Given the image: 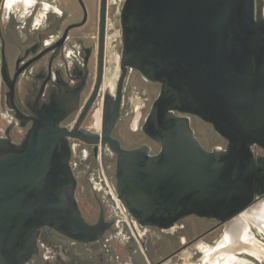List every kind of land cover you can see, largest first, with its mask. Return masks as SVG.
Masks as SVG:
<instances>
[{
	"label": "water",
	"instance_id": "water-1",
	"mask_svg": "<svg viewBox=\"0 0 264 264\" xmlns=\"http://www.w3.org/2000/svg\"><path fill=\"white\" fill-rule=\"evenodd\" d=\"M105 4L96 83L82 114L102 78ZM119 26L122 73L99 137L66 130L61 112L45 107L19 143L0 139V264L38 255L42 233L88 243L108 228L102 213L94 224L81 214L68 137L108 144L117 156L116 198L140 226L169 229L190 215L227 225L264 200V154L256 152H264V0H124ZM127 67L159 84L141 125L160 145L153 154L109 137ZM189 116L211 125L224 146L204 147ZM256 222L264 226V217Z\"/></svg>",
	"mask_w": 264,
	"mask_h": 264
},
{
	"label": "flooded vegetation",
	"instance_id": "flooded-vegetation-1",
	"mask_svg": "<svg viewBox=\"0 0 264 264\" xmlns=\"http://www.w3.org/2000/svg\"><path fill=\"white\" fill-rule=\"evenodd\" d=\"M123 1L106 0L102 78L97 94L82 114L97 78L101 0H0V139L19 143L35 112L45 107L61 112L59 125L66 130L75 128L79 133L101 135L103 106L112 111L122 73L121 38L116 49L111 35L115 26L111 27L109 14L117 13L119 21ZM158 92V83L144 80L127 67L118 117L109 133L122 149L146 144L151 154L159 150L160 145L141 131ZM189 118L192 129L195 122L211 127L195 116ZM123 121L129 134L139 140L137 143L124 144L118 134ZM218 138L220 143L211 148L224 146L225 141ZM68 141L81 214L87 223L94 224L102 213L109 226L101 237L88 243L56 240L42 233L39 254L25 264H170L176 258L182 262L174 264H202L185 263L181 254L197 244V252L190 258L200 261L198 245L213 247L224 236L225 224L194 215L178 220L169 229L140 226L116 198L117 156L108 144L102 147L100 138L93 144L71 137ZM256 152L264 154L258 147ZM187 219L196 221L193 225ZM219 231L222 233L217 235ZM250 232L263 244L264 235L254 228ZM170 242L173 247L167 249L165 245ZM233 256L253 264L264 263L240 250Z\"/></svg>",
	"mask_w": 264,
	"mask_h": 264
},
{
	"label": "bare ground",
	"instance_id": "bare-ground-1",
	"mask_svg": "<svg viewBox=\"0 0 264 264\" xmlns=\"http://www.w3.org/2000/svg\"><path fill=\"white\" fill-rule=\"evenodd\" d=\"M115 35H117V32H115ZM257 217H264V200L255 205L251 211L245 212L227 224L224 236L215 246L200 245L198 248L202 255V261L205 264H253L247 260L235 258L231 254L236 250H245L258 261L264 262L263 244L252 235L249 228L253 225L258 233L264 235V226H260L256 222ZM241 222L244 223L243 226ZM225 246H231V250L227 253L220 252Z\"/></svg>",
	"mask_w": 264,
	"mask_h": 264
},
{
	"label": "rangeland",
	"instance_id": "rangeland-1",
	"mask_svg": "<svg viewBox=\"0 0 264 264\" xmlns=\"http://www.w3.org/2000/svg\"><path fill=\"white\" fill-rule=\"evenodd\" d=\"M109 19L114 24V25L111 24V27L115 26V30L112 31L111 35H112L113 45L115 46L116 49H118L119 46H120L118 14L117 13L109 14ZM115 32H117V35H115ZM193 129L195 130V134L197 135V137L199 138V140H200V142L202 143L203 146H205L207 148H211L212 146H215V145L220 143V139L218 138V135L213 131V129L210 126L202 124V123H199V122H195L193 124ZM118 134L120 136H122L123 142L127 146H129L131 144H135V143H137L139 141L138 139H134V137H132L129 134V131L127 129V122L126 121H123L120 124L119 129H118ZM89 218L92 219L94 217L91 216ZM195 221H196V219H187V222H192L193 225H194ZM220 233H222V232L219 231V233L217 235H219ZM190 234L193 235V232H190ZM212 236L213 235H211L210 237H212ZM174 243L176 244V242H174ZM196 245L197 244H195V246H193L192 248L187 249V251L184 254H181V256L185 257L183 262H185V263H203V264H205L202 261V259L200 261H198V260H195L194 258H190V256L193 255L194 252H197V250L195 248ZM200 245H202V244H199L198 247ZM113 246H114V248L117 249V252L120 253V251L118 250L119 249L118 246L117 245H113ZM165 247L167 249L172 248L173 247V242H170V244L166 243ZM198 247H197V249H199ZM263 247H264V242H263ZM154 248H157V246H154ZM197 255H198V253H197ZM181 262L182 261H180L178 258H176L175 260L170 262V264L181 263Z\"/></svg>",
	"mask_w": 264,
	"mask_h": 264
}]
</instances>
